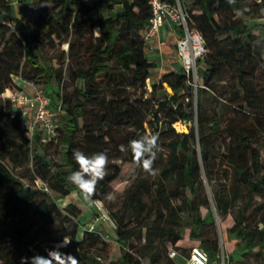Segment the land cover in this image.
<instances>
[{"label": "trees", "instance_id": "16d2710c", "mask_svg": "<svg viewBox=\"0 0 264 264\" xmlns=\"http://www.w3.org/2000/svg\"><path fill=\"white\" fill-rule=\"evenodd\" d=\"M254 1L264 5V0ZM178 2L188 27L201 34L206 50L197 63L196 88L181 68L179 73L160 75L152 85H146L154 66L147 59L140 34L147 29L150 16L146 0H37L34 10L50 6L33 17L25 13L15 16L9 0H0V264H20L21 257L35 254L46 256V249L58 245L64 236L71 238V243L60 251L75 256L79 264H143L125 251L131 234L120 225L115 232L116 242L121 244L116 262L99 263L91 249L107 245L102 238L109 235L85 231L77 240L79 221L63 215L50 190L57 196L80 193L67 181L69 174L78 170L73 160L77 143L90 155L105 145L112 152L111 163L91 199L103 201L123 167L136 164L131 152H120L119 145L148 134L146 126L158 136L159 144L162 139L167 142V154L155 187V209L147 211L143 202L147 193L144 181L138 183L139 191L133 197L137 215L154 214L144 237L168 243L169 252L181 239L185 223L189 238L199 242L194 246L207 253L208 264H222L217 244L204 240V230L214 217L231 215L229 232L234 243L224 253L223 264H252L249 257L264 261V128L254 114L264 109V24L250 27L245 23L256 10L244 0L234 4L228 0ZM48 8L58 10L56 15H48ZM222 15L227 21H220ZM53 27L68 40L66 69L69 81L76 86L72 96L61 95L56 104L45 93L56 113L55 135L28 137L17 109L3 94L20 89L13 78L20 75L23 60L42 74L49 87L63 88L62 69L36 63ZM226 74L239 90L229 98L220 93L217 98L224 108L211 115L201 96L213 82H223ZM163 83L171 92L164 90L163 96L156 98ZM145 86L149 98H145ZM183 90L187 93L180 94ZM150 105L156 109L151 111L153 121L147 122L143 110ZM175 123L182 124V132L174 128ZM49 147L55 148L56 160L49 156ZM29 155L49 192L27 186L12 174ZM173 200L180 203L175 205ZM201 206L207 208L206 215H202ZM66 210L73 216V205ZM108 216L119 223L113 213ZM177 258L169 257L168 264H177Z\"/></svg>", "mask_w": 264, "mask_h": 264}, {"label": "rangeland", "instance_id": "374dc122", "mask_svg": "<svg viewBox=\"0 0 264 264\" xmlns=\"http://www.w3.org/2000/svg\"><path fill=\"white\" fill-rule=\"evenodd\" d=\"M14 2V11H16V3ZM37 0H21L19 1L22 4L20 9H22L21 13H25L28 16H35L37 13H42L44 7H49L50 3L40 5L33 9V5ZM245 5L250 6L256 12H254L252 18L245 23L250 26H256L264 24V5L259 4V2H255L254 0H244ZM254 3H258V6H255ZM49 9V8H48ZM117 8L114 7L113 10ZM48 15H56L55 13L58 11H53L51 9L48 10ZM114 12H111L110 15L114 16ZM21 15V14H20ZM235 18H233L234 20ZM220 21H227V17L222 15L220 17ZM53 35L50 40H47L41 49L40 53L36 56V63L41 65L42 67H54L55 70H63V88L56 89L49 87L45 78H43L42 74H38L35 72L29 63L23 60L21 67V73L19 76L13 78L15 84L20 89H24L26 91L32 90L33 87H37L41 89L47 95L49 94L52 101L56 104L59 102V98L61 95L72 96L73 90L76 84H73L69 81L68 70L67 67V43L68 40L65 39L61 34H59V30L56 27L52 28ZM256 35H261L260 31H253ZM94 36L98 35V31L94 30ZM147 59L153 63V70L151 71V77L146 81V85H152L153 82L157 81L158 70L161 68V61L158 59L157 61L152 60L148 55ZM168 65L167 70L161 72V76L169 73V72H180V64L178 59L175 58L174 52L170 54L166 58ZM172 67V68H171ZM154 77V78H152ZM79 85V84H78ZM147 93L145 98H149V90L147 86H145ZM164 90L171 92L169 85L167 83H163V88L159 87L156 90L155 97L159 98L163 96ZM239 88L236 85L234 79L226 74L223 82H213L211 84V88H206L205 92L202 94V103L204 104L207 111L213 115L215 112L224 108V102L218 100V95L223 93L226 97H230L234 91H238ZM187 93L185 90L181 91L180 94ZM191 95L194 100L195 91L191 90ZM58 96V97H57ZM152 105H150L147 109L143 110V113L146 116V121H153V117L151 114ZM88 107H91L88 105ZM255 119L261 124L262 128H264V109L257 111L254 113ZM189 125L191 123H188ZM174 128L182 132V124L175 123ZM147 132L149 133V127L146 126ZM163 138V137H162ZM77 143L76 149L85 151V148ZM106 147V148H105ZM102 149L99 152H104L109 157L108 168L111 163V154L109 146L102 145L100 146ZM75 149V150H76ZM217 149V145L215 146ZM85 153V152H84ZM48 154L53 159L56 160L57 156L55 153L54 147L48 148ZM90 155L89 153H85ZM93 154V153H92ZM167 154V142L161 140L159 144V151L157 153V158L154 162L153 168L156 170V175H151L145 172L140 166L137 164L133 165H125L123 167V172L121 177L114 181L108 188V193L114 194L115 199L109 201L104 199L103 201L91 200V202L85 201L81 193L71 192L65 196H57L52 190H50L51 195L53 196L54 202L58 205L59 209L62 210L63 215L69 214L74 221H79V229L76 235L77 240H81L83 235L82 233L85 231H91L95 234H99L101 231H105L109 237L103 236V240L107 241V245L103 246H94L91 249V255L96 257L99 263H104L106 261L116 262V254L118 248L121 244L116 242V230L119 228V225L126 229L131 234L130 241L124 245L125 251L133 255L134 257L140 258L143 264H168V243H162L156 237L148 239L144 237L145 230L151 225V221L153 220L154 214L152 215H137L138 209L135 206L133 201V197L139 191L138 183L144 181L147 186V193L144 194L143 202L146 205L147 211L154 208L153 199L155 198V187L157 186L158 174L161 168V164L165 159ZM262 159H264V151L261 152ZM14 177H16L20 182L24 183L27 186H33L34 180L40 179L35 173L34 161L32 156L29 155L27 160L17 168L11 170ZM41 180V179H40ZM43 181V180H42ZM47 183L46 181H44ZM49 186V184L47 183ZM171 184L168 183L167 187H170ZM107 193V194H108ZM198 197V196H197ZM173 204L177 205L180 203L178 200H173ZM71 204L74 206V214L72 216L70 210H66L67 206ZM211 205L209 206V208ZM212 208V207H211ZM200 211L202 215H206L207 208L205 206L200 207ZM109 213H113L116 215L119 223L117 224L115 221L111 220L108 216ZM232 216L228 215L225 217H214L213 222L204 230V240L208 241V243H216L218 256L222 259L224 253H228L234 243V239L229 232L230 227L232 226ZM142 228V229H141ZM141 229V230H140ZM188 226L187 224H183V231L181 233V239L177 242L174 249L180 253L182 257H187L188 251L191 246L199 244L198 241L191 240L188 235ZM142 231V232H140ZM98 249V250H97ZM102 249V250H101ZM106 255L108 257H106ZM181 257L177 258L180 259ZM181 260V259H180ZM248 260L252 264H264V261L255 260L254 258L249 257Z\"/></svg>", "mask_w": 264, "mask_h": 264}, {"label": "built area", "instance_id": "2783aa9c", "mask_svg": "<svg viewBox=\"0 0 264 264\" xmlns=\"http://www.w3.org/2000/svg\"><path fill=\"white\" fill-rule=\"evenodd\" d=\"M146 2L150 12L148 27L140 34L145 43L147 54L154 50L155 42L163 45V42L158 40V33L165 23L173 28H178L181 34H178L175 41L176 57L182 72L187 77H191L192 86L196 88L197 63L206 53L201 34L188 27L186 16L178 0H146ZM3 98L7 99L17 109L18 117L26 127L28 137H32L34 134H40L44 137L55 135L54 119L56 113L51 109L50 98L41 89L33 87L30 91L24 89L6 90ZM57 110L59 111L60 107ZM34 187L49 192V188L39 179L34 181ZM168 256L171 259L181 257L175 249H170ZM176 263L208 264L209 258L200 247L192 246L187 257H181V260H177Z\"/></svg>", "mask_w": 264, "mask_h": 264}, {"label": "clouds", "instance_id": "9594fccd", "mask_svg": "<svg viewBox=\"0 0 264 264\" xmlns=\"http://www.w3.org/2000/svg\"><path fill=\"white\" fill-rule=\"evenodd\" d=\"M236 0H228L234 4ZM158 136L148 133L138 139H132L128 145H119L120 152L130 151L136 164L151 174L156 175L153 165L159 151ZM73 160L78 170L67 177V181L79 189L85 201L91 202L96 191V185L108 174L109 157L104 152L85 154L79 149L73 151ZM105 199L112 201L114 194L108 193ZM71 243V238L64 236L63 240L52 249H46L47 255L35 254L32 257H21L20 264H79V260L70 253L60 251Z\"/></svg>", "mask_w": 264, "mask_h": 264}, {"label": "crops", "instance_id": "0c3cea01", "mask_svg": "<svg viewBox=\"0 0 264 264\" xmlns=\"http://www.w3.org/2000/svg\"><path fill=\"white\" fill-rule=\"evenodd\" d=\"M21 0H15L16 3V11L14 12V15L19 17L22 9L19 7L22 6V4L19 3ZM12 10L14 11V2L12 0H9ZM178 29L171 27L168 24H164L158 33V40L163 42V45H159L157 42L154 44V50H152L149 54H147L152 60L157 61L158 59L161 61V68L158 70V75L161 74L162 71L167 70L168 63L166 58L174 52L175 58L176 57V48H175V41L178 37ZM172 68V67H171ZM154 78V77H152ZM181 259V258H180Z\"/></svg>", "mask_w": 264, "mask_h": 264}]
</instances>
